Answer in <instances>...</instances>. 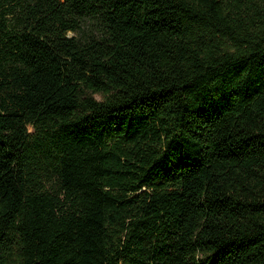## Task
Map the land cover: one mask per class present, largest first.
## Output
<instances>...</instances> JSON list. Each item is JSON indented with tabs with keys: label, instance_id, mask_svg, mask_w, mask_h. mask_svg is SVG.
I'll return each instance as SVG.
<instances>
[{
	"label": "trees",
	"instance_id": "1",
	"mask_svg": "<svg viewBox=\"0 0 264 264\" xmlns=\"http://www.w3.org/2000/svg\"><path fill=\"white\" fill-rule=\"evenodd\" d=\"M0 264H264V0H0Z\"/></svg>",
	"mask_w": 264,
	"mask_h": 264
},
{
	"label": "rangeland",
	"instance_id": "2",
	"mask_svg": "<svg viewBox=\"0 0 264 264\" xmlns=\"http://www.w3.org/2000/svg\"><path fill=\"white\" fill-rule=\"evenodd\" d=\"M72 35H74V34L70 33V36H72Z\"/></svg>",
	"mask_w": 264,
	"mask_h": 264
}]
</instances>
